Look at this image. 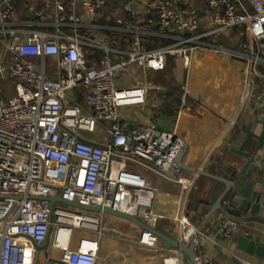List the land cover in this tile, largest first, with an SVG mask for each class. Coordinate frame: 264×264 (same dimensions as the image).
<instances>
[{"label":"built area","instance_id":"built-area-1","mask_svg":"<svg viewBox=\"0 0 264 264\" xmlns=\"http://www.w3.org/2000/svg\"><path fill=\"white\" fill-rule=\"evenodd\" d=\"M182 1H125L119 10L123 15L109 25L95 23L107 0H40V5H27L26 17L19 0H0V264H34L37 245L46 242L50 228L53 246L63 256L45 264H96L98 241L82 238L72 248L70 240L76 229L99 231L102 212L79 213L41 196L134 214L150 228H141L140 241L156 246L159 238L151 229L161 216L154 211L157 188L148 173L168 176L184 133L155 124L127 130L120 109L144 105L148 87L144 82L118 87L117 76L133 66L144 75L162 70L169 57L183 59L189 71L196 51L218 46V38L234 28L246 37L237 54L253 64L259 60L256 52L264 50V0H203L206 17L196 5L199 0ZM141 14L150 17V29L134 26ZM106 30L133 37H124L122 47ZM142 34L169 42L148 49ZM89 48L102 54L93 64ZM188 97L184 85L181 107ZM80 131L107 137L90 139ZM190 186L182 184L184 190ZM237 228L238 221L226 218L220 232L231 238ZM62 229L70 233L63 244ZM182 229L179 241L186 243L195 228L185 217ZM180 257L168 264H179ZM201 262L212 264L209 258Z\"/></svg>","mask_w":264,"mask_h":264},{"label":"crops","instance_id":"crops-1","mask_svg":"<svg viewBox=\"0 0 264 264\" xmlns=\"http://www.w3.org/2000/svg\"><path fill=\"white\" fill-rule=\"evenodd\" d=\"M30 3L40 5V0H20V12L26 11ZM196 5L201 16L206 17L203 0ZM80 13H83L81 7ZM245 39L241 29L230 30L218 38V46L201 47L196 51L189 71L183 59L174 57H171L174 62L171 69L148 71L145 74L147 79L139 67L123 70L116 78L118 87L144 82L148 92L144 105L120 109V123L127 130L129 124L131 128L155 124L162 130L178 127L184 133L185 151L181 162L186 167L230 180L235 166L239 170L247 162L239 153L242 150L253 156L255 164L260 167L250 166L249 172L264 175V146L255 151L258 141L251 136L250 144L242 147L249 138L247 130L260 135L261 121H264V50H258L259 60L250 63L248 58L236 53L240 42ZM121 46L124 47L125 43ZM48 72L51 78H55L53 67L50 66ZM184 85L189 90V97L186 106L181 107L179 93ZM106 137V133L97 132L94 139L101 141ZM148 176L157 188L153 205L154 211L161 216L157 230L179 241L182 220L186 217L195 229L203 225L198 246L201 259L209 258L212 264H230V258L235 256L242 261L241 264H264V257L245 254L237 243L240 235L247 234L264 242V223L257 220L238 222L239 228L232 230L231 238H226L220 232L227 218L221 210L216 212V217L205 222L212 205L225 190L223 182L189 170H180L176 177L152 172ZM183 183H191L190 188L184 190ZM228 199L229 196L222 202L225 208ZM100 215L99 231L76 229L70 240L72 248H77L82 238L98 241L96 264H168L170 258L180 257L178 249L163 239L159 238L153 247L143 244L140 241L141 227L134 222L108 213ZM53 236L52 232L46 249H37L34 264H45L48 258L61 260L63 250L53 246ZM66 237L67 233L62 230L60 241ZM179 264L193 263L183 254Z\"/></svg>","mask_w":264,"mask_h":264},{"label":"water","instance_id":"water-1","mask_svg":"<svg viewBox=\"0 0 264 264\" xmlns=\"http://www.w3.org/2000/svg\"><path fill=\"white\" fill-rule=\"evenodd\" d=\"M127 1V0H125ZM89 21L90 18H85ZM262 124V133L256 135L250 130H247L249 133V138L246 139L244 145L250 144V137L253 136L257 139L258 144L255 146L254 150L258 151L264 146V121H261ZM128 129H131V124L128 125ZM185 151V144L182 146L179 151L173 166V170L168 173L170 177H176L180 170H189L194 173L208 175L211 178H214L218 181H221L225 184V190L220 196V198L212 205L209 213L206 216L205 222L212 216L216 217V212L221 210L227 218L234 219L238 222H247L250 220H257L264 223V175L254 174L249 172L250 166L258 167L254 162V157L250 156L249 153L239 152L247 162L244 166L237 170L235 166V171L233 173L232 179H225L217 175L209 174L204 171L189 168L182 164V156ZM260 168V167H258ZM229 196V199L226 201V208L222 205L224 198ZM41 199L50 200L52 203L59 201L66 206H71L79 209V213H90L95 214L97 212L112 214L121 218H125L137 224L142 229H150L144 222L138 219L134 214L124 212L122 210L116 209L111 206H101L99 204H90L83 205L76 201H69L64 198L59 197L58 195L53 196H41ZM236 213H250L249 216H241ZM203 229V225L195 229V231L190 236L189 243L180 242L174 238H171L157 229H151V231L160 239L165 240L171 247L177 248L182 253L186 254L193 264H202L201 258L198 254L199 246V235ZM52 233V228H50L49 236L44 244L37 245V249H46L49 245L50 234ZM208 235V233H205ZM238 248L242 250L247 255H258L264 257V242L258 241L254 238L253 235H240L237 238ZM242 261L235 256L230 258V264H241Z\"/></svg>","mask_w":264,"mask_h":264},{"label":"trees","instance_id":"trees-1","mask_svg":"<svg viewBox=\"0 0 264 264\" xmlns=\"http://www.w3.org/2000/svg\"><path fill=\"white\" fill-rule=\"evenodd\" d=\"M108 1V6L107 8L102 11L100 13V15L97 17V19H95V23H98V24H109V25H112L115 23V18L117 16H122L123 13L120 12V8L123 6V4L125 3V1L123 0H107ZM20 2V0H19ZM24 17L27 16V11L24 10V12L22 13ZM108 17H110L108 20ZM149 16L147 14H141L139 16V18L135 21V27L136 28H141V29H150L151 26H149ZM147 24V25H146ZM106 32L108 33H112L114 36H115V39L117 41V43L119 45L123 44V40H124V37H129V38H132L133 35L132 34H126V35H123L122 33L120 32H115V31H110V30H106ZM142 37V40H143V44L146 46V48L148 49H151V48H155L159 45H164V44H167L169 42L168 39L166 38H161V37H158V36H149V35H144L142 34L141 35ZM87 57H88V61L90 63H95L96 61H98L102 54H101V51L100 50H97V49H93V48H89L87 49ZM172 65H174V62L172 61V58L169 57L168 60H167V64L165 66L164 69L162 70H169L171 69ZM180 94V93H179ZM80 99L82 100V97L80 95Z\"/></svg>","mask_w":264,"mask_h":264},{"label":"rangeland","instance_id":"rangeland-1","mask_svg":"<svg viewBox=\"0 0 264 264\" xmlns=\"http://www.w3.org/2000/svg\"><path fill=\"white\" fill-rule=\"evenodd\" d=\"M80 134L84 137H87V138H90V139H94L95 138V135L97 134L96 132L94 133H90V132H87V131H80Z\"/></svg>","mask_w":264,"mask_h":264},{"label":"bare ground","instance_id":"bare-ground-1","mask_svg":"<svg viewBox=\"0 0 264 264\" xmlns=\"http://www.w3.org/2000/svg\"><path fill=\"white\" fill-rule=\"evenodd\" d=\"M131 210H133V208H131ZM66 220L69 221L70 219H66ZM74 222L77 223L75 220H74ZM62 230H63L65 233H67V237H66L63 241H60V235H61ZM62 230H61V232L59 233V241H60L61 244H63V243L68 239V235H69V237H70V233H69V231H67L66 229H62Z\"/></svg>","mask_w":264,"mask_h":264}]
</instances>
